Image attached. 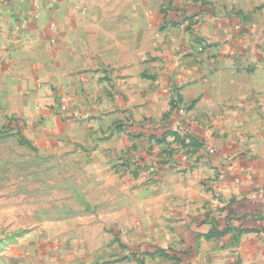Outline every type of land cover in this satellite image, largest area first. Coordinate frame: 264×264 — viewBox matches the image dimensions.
I'll list each match as a JSON object with an SVG mask.
<instances>
[{
    "label": "crops",
    "instance_id": "crops-1",
    "mask_svg": "<svg viewBox=\"0 0 264 264\" xmlns=\"http://www.w3.org/2000/svg\"><path fill=\"white\" fill-rule=\"evenodd\" d=\"M263 27L264 0H0V131L48 153L133 138L157 173H191L100 264H264Z\"/></svg>",
    "mask_w": 264,
    "mask_h": 264
},
{
    "label": "rangeland",
    "instance_id": "rangeland-1",
    "mask_svg": "<svg viewBox=\"0 0 264 264\" xmlns=\"http://www.w3.org/2000/svg\"><path fill=\"white\" fill-rule=\"evenodd\" d=\"M243 35L256 38L249 31ZM257 36L263 49L264 27ZM2 129L0 264H100L129 255L146 237L145 227L156 224L148 210L158 205L148 199L185 196L192 180L185 172L176 178L175 162L168 169L173 173H157V151H145L133 138L115 156L106 147L78 145L48 153ZM194 192L204 191L194 185Z\"/></svg>",
    "mask_w": 264,
    "mask_h": 264
},
{
    "label": "built area",
    "instance_id": "built-area-1",
    "mask_svg": "<svg viewBox=\"0 0 264 264\" xmlns=\"http://www.w3.org/2000/svg\"><path fill=\"white\" fill-rule=\"evenodd\" d=\"M69 106V99L65 96H62L60 97L59 99V109L60 110H66V108ZM260 198H263V195L262 194H257L255 193L253 195V199H260Z\"/></svg>",
    "mask_w": 264,
    "mask_h": 264
}]
</instances>
